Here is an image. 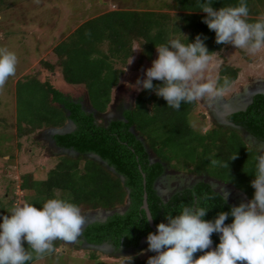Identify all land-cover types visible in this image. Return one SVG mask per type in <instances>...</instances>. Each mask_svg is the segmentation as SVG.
I'll list each match as a JSON object with an SVG mask.
<instances>
[{
  "label": "trees",
  "instance_id": "trees-1",
  "mask_svg": "<svg viewBox=\"0 0 264 264\" xmlns=\"http://www.w3.org/2000/svg\"><path fill=\"white\" fill-rule=\"evenodd\" d=\"M4 1L0 0V9ZM246 3L249 22L260 20L254 16L261 15L255 7L262 4V0H246ZM238 5L239 0H212L216 10ZM165 6L177 14L181 24L177 30L181 31L183 43H194L199 35L212 56L224 48V44L215 42V32L203 22L207 14L198 7V0H171V4ZM169 19L172 20L173 15L166 12L112 10L83 22L67 40L53 48L55 63L41 64L49 72L60 68L65 83L83 87L88 112L81 100H74L50 82L39 81L38 75L23 76L15 83V137L20 140L16 147L20 148L23 139L36 131L62 128L71 121L74 131L53 134L52 139L57 147L78 153L77 157L65 154L48 159L53 165L45 170L40 166L45 173L42 179L36 177L35 169L22 174L18 181L22 193L20 203L27 202L42 209L48 199L59 198L78 205L83 214L115 211L128 202L123 214L115 212L105 222H94L84 229L81 236L88 244L109 243L116 251L139 248L142 239L156 233L145 220L144 195L156 229L159 223L168 222L169 212L175 217L179 215L181 204L191 203L193 190L197 196L207 193L212 197L207 202L201 200L202 206L209 208L203 219L214 221L219 213L231 211L233 206L204 181L176 192L164 207L154 184L166 169L206 176L241 191L249 201L254 198L251 182L255 179V157L260 151L248 146L237 132L223 126L212 124L205 132L193 130L188 119L196 103L182 102L180 111H176L154 90L142 88L133 106L122 110L120 119H112L107 125L96 122V116L108 110L111 94L132 57L133 44L140 50L138 68H141L144 61L153 60L157 46L166 44ZM238 73L237 68L221 65L217 80L222 83L227 76L235 82ZM153 84L162 86L157 80ZM227 119L264 142V94H255L245 111L233 113ZM0 139L7 140L3 134ZM236 153L237 158L230 160ZM88 154L97 155L108 167L87 158ZM210 158L228 161L229 168L212 166ZM16 199L12 196L6 203L0 200V223L3 216H10L8 210L16 204ZM233 220L229 215L225 224ZM211 238L217 247L219 234L213 233ZM60 245V240L54 242L56 249ZM23 246L29 247L26 241ZM203 254L197 252L194 259ZM89 256L98 260L100 253L91 251ZM151 256L133 264H147Z\"/></svg>",
  "mask_w": 264,
  "mask_h": 264
},
{
  "label": "clouds",
  "instance_id": "clouds-1",
  "mask_svg": "<svg viewBox=\"0 0 264 264\" xmlns=\"http://www.w3.org/2000/svg\"><path fill=\"white\" fill-rule=\"evenodd\" d=\"M198 7L207 14L203 22L215 32L217 44L232 45L251 56H255L264 49V19L249 22V8L246 0H239L238 6L222 7L219 10L212 7V0L207 2L198 0ZM157 52L158 58L146 71L147 78L137 81V84L143 89L154 90L157 96L167 101L168 107L176 111H180L182 102L187 104L205 102L209 107H213L234 85V81L227 76L223 77L222 83L217 79L205 77L204 73L208 70L213 56L199 35L194 43L186 44L179 38L170 37L166 44L157 46ZM17 64L18 58L15 53L0 48V91L4 89L7 80L16 74ZM154 80L161 81L162 86H154ZM251 103L252 101L246 99L243 107L236 109L245 111ZM68 124L72 128L70 131L67 129ZM188 124L193 130H197V121L191 117L188 119ZM50 130L55 131L53 134H65L74 131L75 125L68 121L64 127ZM206 130V128L203 129V131ZM231 130L237 132L245 142V138L250 137L264 144L251 133H244L242 129L241 131ZM57 131L62 133H56ZM54 145L58 150L71 154L66 155L78 156V153L73 150L59 148L55 142ZM237 155V153L232 155L230 160H235ZM255 159L257 161L255 179L251 182L255 193L251 201L234 187L212 179L209 181L210 184L216 181L229 186L243 194L249 202L232 207L230 212L219 213L214 221H207L203 218L209 208L202 206L201 200L207 202L212 197L207 193L203 197L197 196L193 190L191 203L181 204L179 215L173 217L169 212L166 217L168 222L159 223L156 233H149L147 238L142 239V241L147 239L148 251L156 253L149 257L147 264H264V151H261ZM154 160L155 158L152 157L151 161L154 162ZM210 161L214 167L229 168L228 161L215 158H210ZM186 175L198 177V175ZM207 184L218 192L219 189H214L208 182ZM157 193L161 197L158 191ZM223 196L228 198L226 194ZM162 201L163 206L166 207L165 202L168 199H162ZM127 205L128 202L123 212L118 213L123 214ZM8 212L10 216H3V222L0 223V264H28L30 261L43 259L57 251L54 246L55 241L76 242L82 235V226L86 223V216L82 214L78 205L59 198L48 199L43 203L42 209L25 202L13 205ZM96 212L106 214L114 211L97 210ZM229 215L234 220L231 224H225ZM108 217L105 216L103 221L95 222L103 223ZM150 219L151 216L148 214L145 220L150 221ZM213 233L220 234V243L214 250L208 251L213 244L211 238ZM24 241L27 242L28 249L23 246ZM85 248L98 251L101 255L104 248L110 249L106 243L100 246L88 244ZM197 252L204 254L194 259V254ZM122 259L125 264H131L133 258Z\"/></svg>",
  "mask_w": 264,
  "mask_h": 264
},
{
  "label": "rangeland",
  "instance_id": "rangeland-1",
  "mask_svg": "<svg viewBox=\"0 0 264 264\" xmlns=\"http://www.w3.org/2000/svg\"><path fill=\"white\" fill-rule=\"evenodd\" d=\"M168 4H171V0H5L3 2L0 9V48L15 53L18 64L16 74L7 80L4 89L0 91V134L7 138V140L0 139V200L6 203L15 196L18 199L16 204H21L19 200L22 193L18 187L20 176L35 169L36 177L42 179L45 177L42 169L45 170L53 165L51 161L53 157L69 154L55 147L51 138L55 131L50 129L36 131L26 140L23 139L20 148L16 147V142L20 140L15 137V83L23 76L38 75L39 81L50 82L74 100H81L83 108L89 111L83 87L65 84L60 68L56 67L53 72H49L41 62L55 63L56 56L53 53L55 46L67 40L83 22L112 10H151L173 15V19L166 22L168 29L166 38L167 41L170 37L181 40V31L178 33L177 30L178 28L180 30L181 24L178 22L176 12L166 8L165 5ZM255 8L261 12V15L254 17L264 19V0ZM107 49L105 46V50ZM139 52L137 44L134 43L132 57L125 65L119 84L111 94L112 100L108 110L105 114L96 116L97 124L106 125L112 119H120L122 110L133 106L136 95L142 89L137 81L147 78V69L152 67L153 61L158 58L156 49L153 60L144 61L142 67L138 68ZM221 65L237 68L238 77L231 90L213 107H209L205 102H196V108L190 117L197 121V130L202 132H205L204 128L208 130L212 127V124L224 126L223 121L227 117L226 108L233 102L238 101L243 105L251 94L264 93V49L255 56H251L244 50L225 45L220 52L213 55V60L204 73L205 77L217 79ZM196 181L209 182L210 180L206 176L188 177L185 172L177 173L166 169L155 184V188L162 199L167 200L173 193ZM211 183L216 189L221 190L222 194H226L230 201L234 200L233 195L237 191L216 181ZM227 188L231 189L233 194H228ZM234 202L238 206L236 201ZM123 210L124 207L114 212L121 213ZM114 212L108 215L105 212L99 214L96 211L83 214L86 216L87 223H90L97 220L103 221L105 216L108 217ZM148 248L149 244L145 239L139 248L119 254L114 253L111 248L109 250L104 248L103 255L99 256L102 260H92L89 256L90 248H85L78 242L61 241L56 254L47 255L31 264H125L122 258L127 257L133 258L131 261L133 264L134 261L156 255L148 251Z\"/></svg>",
  "mask_w": 264,
  "mask_h": 264
},
{
  "label": "flooded vegetation",
  "instance_id": "flooded-vegetation-1",
  "mask_svg": "<svg viewBox=\"0 0 264 264\" xmlns=\"http://www.w3.org/2000/svg\"><path fill=\"white\" fill-rule=\"evenodd\" d=\"M258 93H263V92H256V93H253V94H251L250 95V98L248 99V100H250V101H252V99H253V97H254V95L255 94H258ZM232 104H234V106L231 108L230 107V105L226 108L227 110L226 111H228V110H231V109H236V108H241V107H243V105L242 104H238V102H233ZM236 104H238L239 106H237ZM229 121V120H228ZM242 129V131L244 132V133H249V132H247L243 127L241 128ZM246 139V142H247V144L248 145H250V146H252V147H255V149L256 150H258V151H260L261 152V149L260 148H258L257 147V144H255V146H254V144L251 142V139L252 138H250V137H246L245 138ZM248 139V140H247ZM252 141H255L254 139L252 140ZM251 143V144H250ZM255 143H258V142H256L255 141ZM253 144V145H252ZM258 144H262V143H258ZM264 145V144H263ZM263 151V150H262ZM209 178V177H208ZM209 180H212V178H209ZM199 181H196L194 184H196V183H198ZM207 183V182H206ZM209 184H210V182H208ZM194 184H192V185H194ZM212 184V187H213V183H211ZM210 184V185H211ZM186 188V187H185ZM230 188V187H229ZM183 189V188H182ZM181 189V190H182ZM181 190H179V191H181ZM178 192V191H177ZM218 192L222 195V197L226 200V202L228 203V204H231L233 207L234 206H236V204H235V202L234 201H236L235 199L233 200H229V198H225V196H223V194L221 193V191L220 190H218ZM176 193V192H175ZM231 194H233L232 192H231ZM173 195V194H172ZM171 195V196H172ZM171 196H169V198L171 197ZM169 198H167L168 200H169ZM248 201V200H247ZM237 203V202H236ZM238 205V204H237ZM90 224H92V222H90V223H87V220H86V223L82 226V232L84 231V229L88 226V225H90ZM219 236H220V234H219ZM76 242H78L79 244H81L82 246H84V247H86V246H88V243H86V241L82 238V236H79L78 237V239H77V241ZM142 244V243H141ZM140 244V245H141ZM106 245L107 246H109L111 249H113V252L114 253H116V254H119V253H122L123 251H127V250H134L133 248H129V249H124V248H120V249H118L117 251L116 250H114V248H113V246H111L109 243H106ZM94 246V245H93ZM98 246H100V245H98ZM100 260H102L101 258H100Z\"/></svg>",
  "mask_w": 264,
  "mask_h": 264
},
{
  "label": "water",
  "instance_id": "water-1",
  "mask_svg": "<svg viewBox=\"0 0 264 264\" xmlns=\"http://www.w3.org/2000/svg\"><path fill=\"white\" fill-rule=\"evenodd\" d=\"M245 108H246V107H245ZM245 108H244V109H245ZM244 109H241V110H244ZM237 111H240V110L234 108V109L228 110V111H226V112H227V115H229V114L234 113V112H237ZM223 122L225 123L224 126L229 127V128H231V129H233V130L241 131V128L238 127V126H236V125H234L233 123L228 122L227 120H224ZM56 133H62V131H57ZM74 153H75V152H74ZM88 156H90L91 159H94V160H96L97 162L101 163L103 166L108 167L107 163L103 162V161H102L97 155H88ZM110 170L113 171L112 168H110ZM121 179H122V178H121ZM122 180H123V179H122ZM142 208L144 209V211H145V213H146V216H147L148 214L151 216V214H150V212H149V209H148V206H147L146 195H144ZM110 213H111V212H108V213H106V214H110ZM148 222H149L150 227H151L154 231L157 232V229L154 227L152 217H151L150 221H148ZM215 248H216V247L214 246V244H212V245L210 246V248L208 249V251L214 250Z\"/></svg>",
  "mask_w": 264,
  "mask_h": 264
},
{
  "label": "bare ground",
  "instance_id": "bare-ground-1",
  "mask_svg": "<svg viewBox=\"0 0 264 264\" xmlns=\"http://www.w3.org/2000/svg\"><path fill=\"white\" fill-rule=\"evenodd\" d=\"M236 102H238V101H236ZM239 104V103H238ZM238 104H236L237 106H239ZM241 104V103H240ZM234 106V104H231L230 105V107L232 108ZM239 108V107H238ZM253 139H251V142L255 145V144H257V147L258 148H260L261 149V151L263 150L264 151V145L263 144H258V143H255V141H252ZM252 144V145H253ZM170 181V180H169ZM213 188L214 189H216V187H215V185L213 184ZM226 189V188H225ZM227 192H228V194H231V192H232V190L231 189H228L227 188ZM234 196V199L236 200V202H237V204H238V206L241 204V203H246V199H245V197H244V195L243 194H240L239 192H237V193H235V195H233ZM100 218V217H99Z\"/></svg>",
  "mask_w": 264,
  "mask_h": 264
},
{
  "label": "crops",
  "instance_id": "crops-1",
  "mask_svg": "<svg viewBox=\"0 0 264 264\" xmlns=\"http://www.w3.org/2000/svg\"><path fill=\"white\" fill-rule=\"evenodd\" d=\"M65 84H66V83H65ZM68 126L70 127L71 125L68 124V125H67V129H68L69 131L72 130V128H71V127L69 128Z\"/></svg>",
  "mask_w": 264,
  "mask_h": 264
}]
</instances>
